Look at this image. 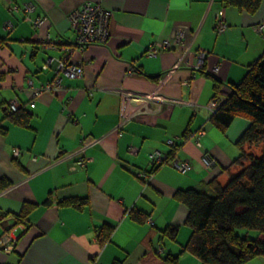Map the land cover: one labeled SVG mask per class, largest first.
<instances>
[{"label":"crops","instance_id":"0c3cea01","mask_svg":"<svg viewBox=\"0 0 264 264\" xmlns=\"http://www.w3.org/2000/svg\"><path fill=\"white\" fill-rule=\"evenodd\" d=\"M86 2L110 12L108 38L79 48L69 14ZM30 4L33 10L24 16L22 9ZM39 16L47 17L39 26L28 19ZM218 20L226 24L221 33L215 30ZM259 24H264V0L251 14L223 0H0V36L8 38L0 48V120L10 102L27 105L32 115L28 127L2 122L7 130L0 133V177L11 185L0 191V213L17 212L24 201L36 204L26 228L17 231L14 248H0V264H111L114 258L124 264H163L169 253L180 256L178 264H203L188 251L180 253L190 228L184 222L186 206L173 195L177 189L203 188L217 175L224 183L235 170L224 169L240 153L236 140L249 119L236 116L222 132L212 123L208 104L214 77L228 91L250 63L264 61ZM177 33L180 43L146 54L153 44L173 42ZM200 52L204 61L198 65ZM49 58L79 64L83 75L67 77L54 63L43 68ZM55 78L57 91L33 95L34 88ZM130 92L152 96L142 103ZM168 139H174L173 146ZM83 140L89 141L88 160L81 166ZM155 149L189 160L191 170L154 165ZM206 154L216 160L209 170L202 163ZM48 195L50 205L43 203ZM75 195L88 196L89 206L77 210L57 204ZM135 210L146 219H133ZM11 219H0V236ZM104 223L113 231L100 246L96 231ZM169 224L179 227L175 241L160 234Z\"/></svg>","mask_w":264,"mask_h":264},{"label":"trees","instance_id":"16d2710c","mask_svg":"<svg viewBox=\"0 0 264 264\" xmlns=\"http://www.w3.org/2000/svg\"><path fill=\"white\" fill-rule=\"evenodd\" d=\"M223 1L250 14L257 11L261 2V0ZM15 5L18 8V5ZM22 11L24 16L28 15L24 7ZM4 28L11 29L5 23ZM7 39L0 36V48ZM224 86L225 83L214 77L213 99L222 101L212 113V123L222 132H225L236 116L247 117L249 124L236 140L240 153L224 169L230 170L231 166L235 167L224 183L218 180L217 175L210 178L203 188L191 187L177 189L174 192V198L187 208L184 222L190 228L189 237L180 253L188 251L203 264H247L257 257L264 258V61L250 63L242 80L228 85V91ZM32 101L31 99L30 103ZM9 106L0 120L1 134L7 130V124L2 123L5 120L17 126L28 127L30 124L32 115L27 105H18L14 110ZM14 163L23 169L16 159ZM153 163L158 166L163 164ZM10 185L11 181L8 178L0 177V191ZM43 203L50 205L51 195H48ZM57 204L83 210L89 206V198L65 196L59 198ZM35 205L34 202L24 201L17 212L11 214L1 212L3 218L12 217V224L5 226L4 231L15 224H22L24 230L28 214ZM146 217V214L138 210L132 212V218L137 221L142 222ZM178 228L176 224H169L159 231L163 238L175 241ZM237 228L253 229L257 231V236L252 238L240 235L236 231ZM112 231L113 226L109 223L98 227L96 239L100 246L110 240ZM179 257L178 254L169 253L162 258L163 264H178ZM111 264L124 263L114 258Z\"/></svg>","mask_w":264,"mask_h":264},{"label":"built area","instance_id":"2783aa9c","mask_svg":"<svg viewBox=\"0 0 264 264\" xmlns=\"http://www.w3.org/2000/svg\"><path fill=\"white\" fill-rule=\"evenodd\" d=\"M25 11L29 13L33 10V5H26ZM110 12L104 9L102 6L98 4H93L86 2L82 4L77 9L73 10L69 14V20L72 31L75 33V39L74 43L76 47L83 48L88 44L92 43H105L108 38V30H107V22L109 18ZM28 19L34 24V25H41L46 19V16L42 17H36V18H29ZM6 26L9 28L12 26L11 22L8 21L5 23ZM264 27V24L256 25V29L258 31H261ZM217 32H222L226 28V24L223 20H218L215 25ZM182 38L181 33H177L175 36V40L173 42L170 39H165L159 43L153 44L149 46L146 49L147 55H155L158 51L163 49H168L172 46V44H178L180 43ZM47 45L50 47H55V44H52L53 42L46 39ZM204 61V52H200L198 54V65H201ZM54 62L53 58H49L45 61L43 64V68H47L48 65L52 64ZM55 69L58 73H62L67 77L70 78H77L81 77L83 75V68L79 64L68 62L67 59H58L55 61ZM135 68L133 66H130L129 70H134ZM58 88H60V80L58 78H55L51 82L44 84L40 88H34L33 95L37 96L42 91H57ZM129 95H134L137 98H140L142 103H145L151 94H144L139 95L130 92ZM158 98H161V95H157ZM222 101V99H212L210 103L208 104V108L214 112L216 107L219 105V103ZM18 106L15 102H10L9 108L14 110ZM203 133V131H198V137ZM91 141V139L89 140ZM88 140H83L81 147H82V154L78 158L77 163L81 166L86 164V161L88 158L84 154L85 146L89 142ZM168 144L173 146L174 145V139H168ZM197 144H199V140H197ZM12 153L14 155H18L20 153V149L17 147H14L12 149ZM151 160L153 162H156L158 164H164L169 163V165L173 166L175 169L182 173H186L191 170L192 166L189 160L186 159H179L178 157H175L171 154H164L159 149H155L150 154ZM202 163L205 169L209 170L216 166V160L214 157H212L209 154H206L202 157ZM139 175L145 178H150V174L145 171H140ZM0 219H4L0 215ZM151 222V221H150ZM19 229H23L22 224H15L13 227H11L9 230L4 231L0 236V247L6 252L11 251L15 244H16V233Z\"/></svg>","mask_w":264,"mask_h":264},{"label":"rangeland","instance_id":"374dc122","mask_svg":"<svg viewBox=\"0 0 264 264\" xmlns=\"http://www.w3.org/2000/svg\"><path fill=\"white\" fill-rule=\"evenodd\" d=\"M15 6H16V5L14 4V5H12L11 8L14 10V9H16ZM8 21H10V20H6L4 23H6V22H8ZM10 22H11V21H10ZM224 177H226V179L228 178L227 175H225ZM222 182H223V181H222ZM236 231H237V233L240 234V235H248V236H250V237H252V238L257 236V231H255V230H253V229L246 230L245 228H237ZM256 259H259L261 262H263L262 259H264V258H263V257H262V259H261V258H255L254 260H252V262H254V261L257 262Z\"/></svg>","mask_w":264,"mask_h":264},{"label":"water","instance_id":"95a60500","mask_svg":"<svg viewBox=\"0 0 264 264\" xmlns=\"http://www.w3.org/2000/svg\"><path fill=\"white\" fill-rule=\"evenodd\" d=\"M55 64V62H53Z\"/></svg>","mask_w":264,"mask_h":264}]
</instances>
